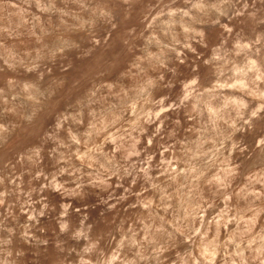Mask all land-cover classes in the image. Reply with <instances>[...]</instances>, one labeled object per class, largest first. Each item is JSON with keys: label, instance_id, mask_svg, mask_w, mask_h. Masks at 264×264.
I'll use <instances>...</instances> for the list:
<instances>
[{"label": "clouds", "instance_id": "obj_1", "mask_svg": "<svg viewBox=\"0 0 264 264\" xmlns=\"http://www.w3.org/2000/svg\"><path fill=\"white\" fill-rule=\"evenodd\" d=\"M0 264H264V0H0Z\"/></svg>", "mask_w": 264, "mask_h": 264}]
</instances>
